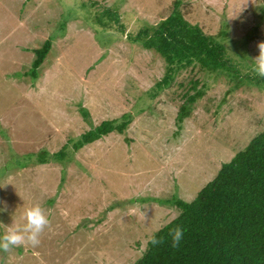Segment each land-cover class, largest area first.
Segmentation results:
<instances>
[{"label":"rangeland","instance_id":"rangeland-1","mask_svg":"<svg viewBox=\"0 0 264 264\" xmlns=\"http://www.w3.org/2000/svg\"><path fill=\"white\" fill-rule=\"evenodd\" d=\"M180 1L240 75L189 67L149 93L167 63L128 34L167 17L176 0H0V235L36 204L50 221L39 246L0 251V264H135L179 214L158 199L193 200L264 130V80L252 71L264 0ZM49 38L35 76V51ZM125 113L124 133L69 148L63 161L36 159Z\"/></svg>","mask_w":264,"mask_h":264},{"label":"trees","instance_id":"trees-1","mask_svg":"<svg viewBox=\"0 0 264 264\" xmlns=\"http://www.w3.org/2000/svg\"><path fill=\"white\" fill-rule=\"evenodd\" d=\"M180 5L181 1L176 0L167 17L154 25L141 27L135 34H128L132 41L154 50L167 63L165 75L149 92L152 96L169 87L176 74L189 67H199L216 76L227 71L235 75L241 72L217 36L190 22ZM110 11L111 8L108 14ZM117 18L118 21L121 18L119 12ZM52 39H47L35 51L32 66L35 76L52 48ZM240 77L245 79L246 75ZM247 77L252 79L250 74ZM201 94L199 91L188 96L178 114L180 122L190 115V104ZM82 111L89 116L86 109ZM132 116V113H125L120 118L104 120L78 138L70 139L61 150L52 155L44 150L36 159L39 163H47L52 158L63 161L69 148L76 151L114 131L124 133ZM158 201L176 206L179 214L153 235L163 238L164 242L153 245L150 239L135 264H264V130L229 162L223 163L216 176L193 200L174 195ZM177 226L184 229V238L179 247L173 248L168 234Z\"/></svg>","mask_w":264,"mask_h":264},{"label":"clouds","instance_id":"clouds-1","mask_svg":"<svg viewBox=\"0 0 264 264\" xmlns=\"http://www.w3.org/2000/svg\"><path fill=\"white\" fill-rule=\"evenodd\" d=\"M259 53L253 59L252 71L259 77L264 78V42L258 44ZM23 223L16 224L7 228L3 235H0V251L9 252L13 248L30 245L37 247L41 243V236L50 221L45 214L44 209L39 205H33L24 212ZM171 238V247H179L184 238V229L180 226L175 227L169 232ZM164 242L163 238L153 236L151 243L158 245Z\"/></svg>","mask_w":264,"mask_h":264}]
</instances>
